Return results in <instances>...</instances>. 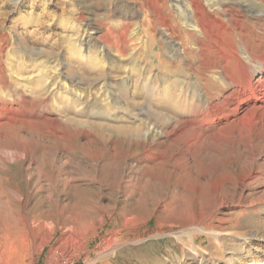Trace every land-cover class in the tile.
<instances>
[{
    "label": "rangeland",
    "instance_id": "obj_1",
    "mask_svg": "<svg viewBox=\"0 0 264 264\" xmlns=\"http://www.w3.org/2000/svg\"><path fill=\"white\" fill-rule=\"evenodd\" d=\"M204 2L200 40L165 35L171 0H0V264H264L262 103L204 124L177 97L189 80L227 97L234 45L264 42V13ZM164 87L170 126L145 98ZM79 95L100 123L58 110Z\"/></svg>",
    "mask_w": 264,
    "mask_h": 264
},
{
    "label": "bare ground",
    "instance_id": "obj_2",
    "mask_svg": "<svg viewBox=\"0 0 264 264\" xmlns=\"http://www.w3.org/2000/svg\"><path fill=\"white\" fill-rule=\"evenodd\" d=\"M250 2H251V5H255L256 8L257 7L259 8L260 12L264 13V3L263 2L260 3L259 0H250ZM171 6H172L173 10L175 11L176 19L174 20L175 22L173 24L170 23L167 25V28L169 31L166 32L165 35H167V36H169L170 34L173 35V34L177 33L176 30L184 27L185 31H187L189 35L195 34L196 38L198 39L200 37V40H201V38L205 35L204 26L206 27L205 22H202L204 20L202 17L206 18V17H209V15H210V11H209L207 3H205L204 0H171ZM79 42H80V44H84L83 42H86V44L89 43V41L86 39H84V40L80 39ZM169 45L173 51L177 47V45L174 42L169 43ZM72 48H73V52L71 53V57H75V56H77V54L82 52V50L78 47L76 48L75 46L74 47L72 46ZM233 50H234V56H233V60H232V66H233V64L237 65L238 73H239L238 75H239V77H241V79L239 82L235 83L236 86L233 87L234 89L232 90V92L227 97H225L223 99H218L216 102L212 103L210 101V98L207 95V92H205V89L201 87V82L200 81H198V82H192L191 81L190 82V80H189V82H186L187 88L184 86L186 89L184 90L182 96L181 95L177 96L179 98L183 97L184 100H187V101L188 100H191L192 102L194 101L192 103L194 105L193 109H196V110H194L195 115L198 117H201V123L203 122L204 124H210L213 121L216 122V121H221L222 119L229 120L231 118H235L240 113V108L242 107V105H245V104L247 105L249 102L262 103V106L261 105L260 106L262 108H264V42L263 41H260V42L257 41L254 45L251 44V42L250 43L249 42H243L239 46L234 45ZM184 52H185V54H187L186 51H184ZM181 54H182V50L180 51V49H179L176 51L175 55H177V59H179V56ZM83 56H84L83 58H85V59L89 58V54H86V55L84 54ZM91 62H93V61H91ZM87 66L89 67L90 70H92V72L94 74H96V73L98 74L100 71L99 69H97L98 65L96 63H94V64L92 63L90 65L88 64ZM234 69H235V67H234ZM89 76H91V75H89ZM255 77H257V78H255ZM216 78L220 81L219 83L224 82L226 84L227 81H232L234 77L232 76V74L229 70H227L223 67V69L221 68L218 71ZM71 79L73 80L74 78H71ZM40 81L42 83L44 82L43 79H41ZM42 83H41V85L43 86L44 83L43 84ZM41 85H40V87H41ZM70 87H72V86H70ZM127 87H128V83L123 84V89H124L123 92H124L126 97L129 96L127 94L128 89L126 90ZM138 87L139 86L136 87L134 92L132 91L133 96L131 98H132L135 105L139 102V99L141 98V94H142ZM70 91H71V89H70ZM151 91L152 90H149L150 93L149 92L145 93L147 95V96L145 95V98H148L150 102H153L154 105L157 108H159V110H161L160 111V119H161L162 123L167 125V126H170L171 122H169L165 118V115L162 113V111H164V109L167 106L173 104V102L177 99V97L175 96L174 93H172V91L169 90V88H165V87L161 88L160 94H158L159 96H157V95L155 96V94L153 93L154 90L152 93H151ZM204 97H206V101H204ZM141 100H143V99H141ZM68 101L64 100L63 104L58 107V110L61 111L62 114L69 121H71V122L79 121V122H84L86 124L100 123L98 120L92 121V119H90L87 116L88 115L87 110L84 109V107L79 108L81 105H84V103L81 100L80 95H79L78 99L72 100V102H71L72 105H68ZM129 103H131V102H129ZM254 103H253V105L256 106V104H254ZM90 106H91V109H93L92 113L93 112L95 113L96 111H94V109L97 108V106H95V104H93V106L92 105H90ZM185 107L186 106H184V108ZM172 113L178 114L176 111H172ZM117 130L133 131V132L138 133V132H141L142 128L140 126L132 125V126H121V127H118Z\"/></svg>",
    "mask_w": 264,
    "mask_h": 264
}]
</instances>
